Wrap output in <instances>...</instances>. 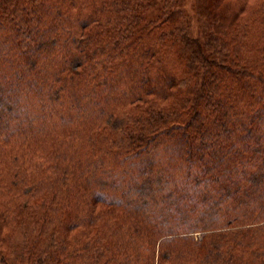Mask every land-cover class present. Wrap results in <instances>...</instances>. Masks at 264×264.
Returning a JSON list of instances; mask_svg holds the SVG:
<instances>
[{
	"label": "trees",
	"instance_id": "16d2710c",
	"mask_svg": "<svg viewBox=\"0 0 264 264\" xmlns=\"http://www.w3.org/2000/svg\"><path fill=\"white\" fill-rule=\"evenodd\" d=\"M0 0V264H264V0Z\"/></svg>",
	"mask_w": 264,
	"mask_h": 264
},
{
	"label": "rangeland",
	"instance_id": "374dc122",
	"mask_svg": "<svg viewBox=\"0 0 264 264\" xmlns=\"http://www.w3.org/2000/svg\"><path fill=\"white\" fill-rule=\"evenodd\" d=\"M185 6L190 14V26L193 33H198V27L196 18L194 16L193 10H192V0H186Z\"/></svg>",
	"mask_w": 264,
	"mask_h": 264
}]
</instances>
